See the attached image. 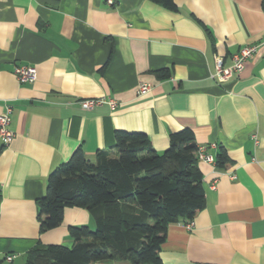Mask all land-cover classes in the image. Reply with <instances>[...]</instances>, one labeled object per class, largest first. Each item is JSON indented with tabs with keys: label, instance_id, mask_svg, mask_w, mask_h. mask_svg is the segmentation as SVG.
<instances>
[{
	"label": "crops",
	"instance_id": "crops-1",
	"mask_svg": "<svg viewBox=\"0 0 264 264\" xmlns=\"http://www.w3.org/2000/svg\"><path fill=\"white\" fill-rule=\"evenodd\" d=\"M0 0V113L12 107L0 141V264H25L49 245L71 248L69 228H95L91 213L67 207L40 231L37 201L49 174L80 149L91 163L115 153L116 131L141 133L163 153L189 129L226 169L197 161L205 195L190 221L168 226L162 264H264V10L262 0ZM255 45L242 71L218 83L241 47ZM16 66L37 78L20 83ZM142 83L151 90L138 93ZM112 99L82 109L83 99ZM197 151V150H196ZM196 155V154H195ZM15 254L8 263L5 256ZM95 264H130L105 261Z\"/></svg>",
	"mask_w": 264,
	"mask_h": 264
},
{
	"label": "trees",
	"instance_id": "trees-1",
	"mask_svg": "<svg viewBox=\"0 0 264 264\" xmlns=\"http://www.w3.org/2000/svg\"><path fill=\"white\" fill-rule=\"evenodd\" d=\"M149 1L175 10L173 0ZM169 138L159 154L145 135L116 131L114 154L99 151L91 163L78 149L54 169L37 201L40 231L58 227L67 207L89 211L95 228L70 227L71 248L49 245L25 264H162L168 226L192 220L205 204L193 133L183 129ZM214 160L220 169L231 165L223 149Z\"/></svg>",
	"mask_w": 264,
	"mask_h": 264
},
{
	"label": "built area",
	"instance_id": "built-area-1",
	"mask_svg": "<svg viewBox=\"0 0 264 264\" xmlns=\"http://www.w3.org/2000/svg\"><path fill=\"white\" fill-rule=\"evenodd\" d=\"M112 3L111 0H108ZM256 51L255 45H247L238 49L236 53L231 56V64L229 66H224L223 60L217 57L215 60V71L212 74L213 80L218 83H223L228 81L234 74H238L242 71L244 63L250 60ZM14 75L18 82L20 83H33L37 78V72L33 66H16L13 70ZM151 90V85L147 83H142L138 87V93L144 94ZM80 107L82 109H92L93 107L107 104L111 109L116 108V101L109 99H83L79 101ZM12 113V107L8 104L4 105L2 112L0 113V141L3 145H8L13 137L14 132L10 129V116ZM196 157L199 161H205L214 164V157L206 154L203 147H199L196 151ZM193 227L192 221L185 223V228L191 230ZM16 258L15 254H10L5 256V261L10 263Z\"/></svg>",
	"mask_w": 264,
	"mask_h": 264
},
{
	"label": "rangeland",
	"instance_id": "rangeland-1",
	"mask_svg": "<svg viewBox=\"0 0 264 264\" xmlns=\"http://www.w3.org/2000/svg\"><path fill=\"white\" fill-rule=\"evenodd\" d=\"M92 231H94V228L93 229H91Z\"/></svg>",
	"mask_w": 264,
	"mask_h": 264
}]
</instances>
